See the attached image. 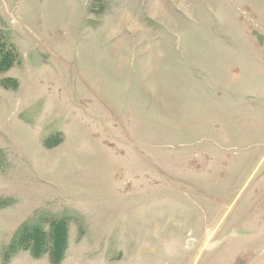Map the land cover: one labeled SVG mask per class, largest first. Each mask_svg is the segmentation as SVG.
Masks as SVG:
<instances>
[{"label":"rangeland","instance_id":"rangeland-1","mask_svg":"<svg viewBox=\"0 0 264 264\" xmlns=\"http://www.w3.org/2000/svg\"><path fill=\"white\" fill-rule=\"evenodd\" d=\"M0 36V264H264V0H0Z\"/></svg>","mask_w":264,"mask_h":264},{"label":"trees","instance_id":"trees-1","mask_svg":"<svg viewBox=\"0 0 264 264\" xmlns=\"http://www.w3.org/2000/svg\"><path fill=\"white\" fill-rule=\"evenodd\" d=\"M15 61H16L15 51L12 49L11 46L7 45L6 42L0 36V75L2 74V72L7 71ZM4 81L6 83H8V81H10V80H4ZM10 83H11V86L9 85V87H8L7 85L5 86L3 84L2 87L8 88V89L9 88L14 89L17 87V85H16L17 82L15 80L10 81ZM61 232L62 231H61L60 226H57L56 229L54 230V236H53L54 242H53V244L50 245V248H52V251H53L52 252L53 255L54 254L58 255L60 253V251L62 250L61 244L63 242L61 240V235H62ZM32 236L35 238V240L34 239H28V245H29V242H31L30 240H33L35 243V245H33L34 249L36 248L38 250V248L40 249L42 246L46 247V244L43 242V241H45V239L41 238L42 234H39L35 231L34 234H32ZM36 253H37V251H36Z\"/></svg>","mask_w":264,"mask_h":264}]
</instances>
